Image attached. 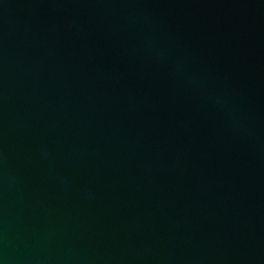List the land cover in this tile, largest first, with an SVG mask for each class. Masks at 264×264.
Wrapping results in <instances>:
<instances>
[{
    "label": "water",
    "instance_id": "obj_1",
    "mask_svg": "<svg viewBox=\"0 0 264 264\" xmlns=\"http://www.w3.org/2000/svg\"><path fill=\"white\" fill-rule=\"evenodd\" d=\"M0 264H264V0H0Z\"/></svg>",
    "mask_w": 264,
    "mask_h": 264
}]
</instances>
